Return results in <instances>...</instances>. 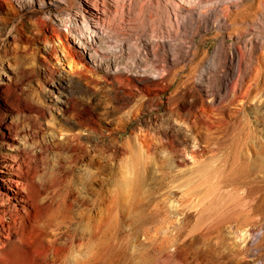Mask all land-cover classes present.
Here are the masks:
<instances>
[{
    "label": "bare ground",
    "instance_id": "bare-ground-1",
    "mask_svg": "<svg viewBox=\"0 0 264 264\" xmlns=\"http://www.w3.org/2000/svg\"><path fill=\"white\" fill-rule=\"evenodd\" d=\"M70 1L74 0H0V9L16 13L24 4L41 7ZM75 2L78 8L68 17L49 15L56 27L44 34L43 53L56 52L67 65L68 78L53 96L54 104L71 112L66 120L75 118L88 138L100 123L96 113L79 109L72 84L81 87L93 78L104 80L102 89L109 91L125 125L144 109L158 106L163 87L173 83L197 54L196 34L215 30L220 36L216 48L203 52L169 97L166 115L175 126L132 131L129 142L136 148L133 174L139 170L142 155L155 146V138L168 144L186 142L184 157L191 159L193 171L201 173L208 162L200 158L206 151L203 141L221 138L232 126L235 113L236 117L239 112L245 114L248 104L263 109L264 116V0ZM150 5L158 16L155 21ZM34 24L44 25L45 21L37 17ZM79 28L77 37L74 33ZM125 53L131 62L121 61ZM176 94L179 99H174ZM57 129L60 139L82 142L71 124ZM260 131V135L253 133L251 144L236 141L237 171L264 160V118ZM94 163L92 157L88 169ZM5 166L14 173L5 180L7 189L0 192V264H119L117 254L124 243L116 232L126 219L123 208L131 210L140 201L141 190L129 184L112 188L103 179L99 188L89 183L87 196L78 199L65 187L58 169L38 180V168L25 160ZM219 178L197 184L205 190L196 202L193 228H201L204 264H220L223 254L236 264L237 249L249 244L258 247L264 241V196L250 200L236 191L232 197L230 192L219 191ZM95 191L98 199L90 196ZM230 215L240 220L236 227L224 225ZM134 217L143 219L145 214ZM138 250L121 264H141L149 249Z\"/></svg>",
    "mask_w": 264,
    "mask_h": 264
},
{
    "label": "rangeland",
    "instance_id": "rangeland-1",
    "mask_svg": "<svg viewBox=\"0 0 264 264\" xmlns=\"http://www.w3.org/2000/svg\"><path fill=\"white\" fill-rule=\"evenodd\" d=\"M70 3H47L41 7L37 3L24 4L16 13L0 9V192L7 189L5 180L14 173L5 164L15 160H25L30 167H37L38 180L58 169L73 198L84 199L89 183L94 182L99 188L103 179L112 188L129 184L136 191L141 190V195L131 210H122L126 219L121 221L116 232L117 238L124 243L117 254L119 264L136 256V248L138 252L149 249L141 264H204L201 228H193L196 202L205 190L197 184L203 179L213 181L220 176L219 191L230 192L232 197H236V191L250 200L264 196V160L252 162L246 171L236 170V141L240 139L241 143L251 144L255 140L253 133L261 134L263 109L248 104L245 114L239 112L236 117L235 113L232 126L221 138L203 141L206 151L200 158L208 162L201 173L193 171L191 159L184 157L188 149L186 142L178 140L168 144L165 139L162 143L155 138V146L142 155L139 170L133 174L136 148L129 142L132 131L175 126L174 120H168L166 115L169 97L203 52L216 48L220 36L215 30L196 34L197 54L186 62L176 80L160 91L162 101L155 108L144 109L125 125L119 120L120 114L109 91L102 89L104 80L93 78L90 84L81 87L72 84L79 98V109L83 113L86 111L85 114L88 109L96 113L100 123L98 131L88 138L80 131L75 118L66 120L71 112L65 111L60 103L54 104L53 96L64 88L62 83L68 78L67 65L56 52L43 53L42 38L52 26L56 27L49 15L68 17L78 8L75 0ZM153 5L149 9L155 21L158 16L153 13ZM37 17L45 24L36 26ZM80 31L81 28L76 29L74 34L79 37ZM121 56L122 62L132 61L129 54ZM177 98L179 94L174 97ZM70 124L74 133L79 132L81 143L58 137L57 128L70 127ZM92 157L95 163L90 170L87 164ZM98 194L95 191L90 196L98 199ZM141 214H145L143 219L134 217ZM239 223L235 215L224 220L226 227H236ZM230 257L223 254L220 264H234ZM262 261L264 241L258 247L249 244L236 250V264H260Z\"/></svg>",
    "mask_w": 264,
    "mask_h": 264
}]
</instances>
